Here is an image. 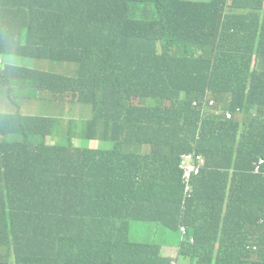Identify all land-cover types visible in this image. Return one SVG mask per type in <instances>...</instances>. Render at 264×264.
Listing matches in <instances>:
<instances>
[{
    "label": "trees",
    "instance_id": "16d2710c",
    "mask_svg": "<svg viewBox=\"0 0 264 264\" xmlns=\"http://www.w3.org/2000/svg\"><path fill=\"white\" fill-rule=\"evenodd\" d=\"M10 34L79 71H8L94 116L53 146L66 119L0 118V264H174L137 222L185 227L195 264H264V0H0V54Z\"/></svg>",
    "mask_w": 264,
    "mask_h": 264
},
{
    "label": "rangeland",
    "instance_id": "374dc122",
    "mask_svg": "<svg viewBox=\"0 0 264 264\" xmlns=\"http://www.w3.org/2000/svg\"><path fill=\"white\" fill-rule=\"evenodd\" d=\"M191 1H208V0H191ZM9 63L16 65H26L31 68L51 72L55 74L74 76L78 70L77 64L74 63H57L47 60H25L15 57L8 58ZM5 99L8 101L9 108H19L24 112H28L31 115L37 116H54L62 119H66L65 125L62 127L65 133L59 132L57 127L53 133L58 134L59 138H55L52 135L47 137L46 143L54 141L55 145L59 144L60 139L67 136L66 131L70 126L74 132H78L81 126L87 121L91 120L94 116L93 106L84 105L78 101L73 100L71 97L59 100L54 98L50 93L42 92L35 98H28L24 87H21L11 78L0 77V100ZM150 104H153L150 102ZM75 146H80V141L73 138ZM98 145V144H97ZM92 147H96L93 144ZM137 224H140L137 222ZM148 224V223H147ZM149 225V224H148ZM151 230L147 234V239L151 242H158L161 238L160 232L151 226ZM168 233H171L175 239L180 242V232H173L165 229ZM138 232V229L133 231ZM176 264H195L191 258L182 257L179 253H175Z\"/></svg>",
    "mask_w": 264,
    "mask_h": 264
},
{
    "label": "clouds",
    "instance_id": "9594fccd",
    "mask_svg": "<svg viewBox=\"0 0 264 264\" xmlns=\"http://www.w3.org/2000/svg\"><path fill=\"white\" fill-rule=\"evenodd\" d=\"M10 41L12 42L13 49L11 51H9L8 53H6V54H0V77L11 78L16 83H18L21 87H24L25 88V91H26V95L30 99L37 97L42 92H47V93H50L56 99L64 100L60 95L54 94L53 92L48 91V90L38 89L34 85L28 83L23 78H21L19 76H16V75L12 74L10 71H8V69H7L8 67H11V68H27V69H31V67L26 66V65H16L14 63H11L10 64L9 61H8V58L9 57H15V56H17V57L22 58V59H25V60H40V59H32V58L25 57V56H22L21 54H19V52H18L19 49L25 47V42L26 41H22L17 34H10ZM58 63H74V64H77L75 62H68V61H63V62H59L58 61ZM253 64H255V61L253 62ZM77 66H78V70L77 71H79V65L77 64ZM210 102H213V105L212 106H214V101H210ZM210 102H209V104H210ZM209 104H208V107H212ZM196 105H197V103H196ZM20 113L21 114L23 113V111L21 109H19V108H9L8 107V101L7 100H5V99L0 100V118L1 117H6V116H19ZM225 115H226V118L229 119V120L233 118V114L231 112H226ZM47 144L53 146V145H55V142L52 141V143L51 142H48ZM193 153H195L196 155H200V154H197L195 151L188 152L186 154H193ZM183 154H185V153H183ZM182 184H183V181H182ZM192 184H193V181H192ZM183 186H184V184H183ZM184 197H185V188H184ZM181 228H180V233H181V236H182V240L187 239L188 238V232H187V230H186V235H183L182 234V231H181ZM247 251L250 253V255H251L250 257H254L259 252V247H258V245L248 246L247 247ZM255 258L256 257H254L253 260Z\"/></svg>",
    "mask_w": 264,
    "mask_h": 264
},
{
    "label": "built area",
    "instance_id": "2783aa9c",
    "mask_svg": "<svg viewBox=\"0 0 264 264\" xmlns=\"http://www.w3.org/2000/svg\"><path fill=\"white\" fill-rule=\"evenodd\" d=\"M210 106L213 105V102H210ZM196 106V103L194 104ZM181 161L179 169L182 171V181L185 188V198H189L193 191L192 181L195 177L199 176L203 169L206 166V159L201 155L193 154H182L180 156ZM264 171V159L260 158L254 164V172L260 174ZM182 234L186 235V229L181 228Z\"/></svg>",
    "mask_w": 264,
    "mask_h": 264
},
{
    "label": "crops",
    "instance_id": "0c3cea01",
    "mask_svg": "<svg viewBox=\"0 0 264 264\" xmlns=\"http://www.w3.org/2000/svg\"><path fill=\"white\" fill-rule=\"evenodd\" d=\"M93 144H96V147H92ZM90 147L92 148H97V142L92 141L90 143ZM149 224V225H148ZM140 223V224H136L134 227L135 229H138V232L135 233L137 236L140 234H143L147 236V234L149 233V231L151 230V226H155V228L158 230V232H160L161 238L158 242H155L156 244H158L161 247V252L163 254V256L172 259L174 264H176L175 261V253L177 251V253H179V247H180V243L182 241V236L180 239V242L178 243V241L175 239V237L171 234L168 233L165 228L163 226H161L160 224H155V223ZM181 234V233H180Z\"/></svg>",
    "mask_w": 264,
    "mask_h": 264
}]
</instances>
